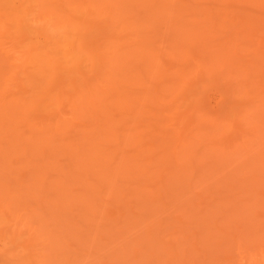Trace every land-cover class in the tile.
I'll list each match as a JSON object with an SVG mask.
<instances>
[{"label": "rangeland", "instance_id": "374dc122", "mask_svg": "<svg viewBox=\"0 0 264 264\" xmlns=\"http://www.w3.org/2000/svg\"><path fill=\"white\" fill-rule=\"evenodd\" d=\"M0 264H264V0H0Z\"/></svg>", "mask_w": 264, "mask_h": 264}]
</instances>
